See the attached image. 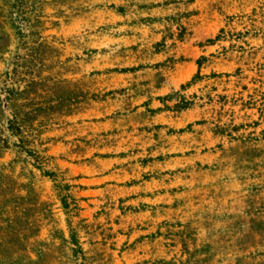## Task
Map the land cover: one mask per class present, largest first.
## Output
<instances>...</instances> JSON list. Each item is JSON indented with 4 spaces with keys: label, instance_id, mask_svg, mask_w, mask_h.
Returning a JSON list of instances; mask_svg holds the SVG:
<instances>
[{
    "label": "rangeland",
    "instance_id": "obj_1",
    "mask_svg": "<svg viewBox=\"0 0 264 264\" xmlns=\"http://www.w3.org/2000/svg\"><path fill=\"white\" fill-rule=\"evenodd\" d=\"M29 259L264 264V0H0V264Z\"/></svg>",
    "mask_w": 264,
    "mask_h": 264
},
{
    "label": "trees",
    "instance_id": "obj_2",
    "mask_svg": "<svg viewBox=\"0 0 264 264\" xmlns=\"http://www.w3.org/2000/svg\"><path fill=\"white\" fill-rule=\"evenodd\" d=\"M9 222V221H8ZM15 222V220H13V222L12 223H14ZM15 228H14V224H12V230H14ZM42 258V254L40 253V255H39V257H38V259L40 260ZM15 262H17L16 260L14 261V263ZM29 262H35L36 263V261H33V259H29L28 261H27V263L26 264H29ZM34 263V264H35ZM9 264H11V263H9ZM15 264H17V263H15Z\"/></svg>",
    "mask_w": 264,
    "mask_h": 264
}]
</instances>
